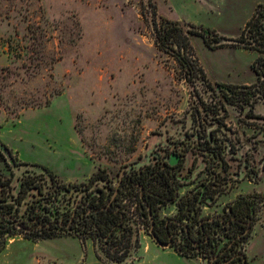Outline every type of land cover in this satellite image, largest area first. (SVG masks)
Wrapping results in <instances>:
<instances>
[{"label": "rangeland", "instance_id": "1", "mask_svg": "<svg viewBox=\"0 0 264 264\" xmlns=\"http://www.w3.org/2000/svg\"><path fill=\"white\" fill-rule=\"evenodd\" d=\"M223 10V0H0V142L11 153V160L0 158V174L13 176L5 189L8 200L16 199L23 171L40 174L44 164L77 183L104 169L116 185L123 170L167 161L177 147L189 149L182 152L185 159L178 169L179 195L194 193L210 177L205 169L209 159L203 158L208 152L201 148L211 130L232 145L225 147L230 151L225 154L227 172L220 161L214 163L220 176L208 180L213 188L223 187L218 184L224 173L234 186L244 153L264 169L263 127L250 129L241 115L244 106L227 103L223 108L217 85L198 75L187 77L175 56L155 45L154 23L162 17L211 30ZM200 45L196 38L198 54ZM224 121L231 129L219 124ZM254 141L258 150L247 152ZM237 143L244 146L236 154ZM103 185L98 181L93 188ZM228 191L202 201L199 215L221 213L229 203ZM126 199L128 218L137 216L129 219L135 228L127 259L107 260L102 241L93 236L79 242L62 235L51 242L61 252V264H134L143 237L153 236L137 198ZM155 207L160 218L177 212L176 202ZM258 216L264 218V205ZM179 228L172 232L176 235ZM217 239L219 245L224 241L220 235ZM42 249L41 242L34 247ZM158 251L144 255L139 264H193Z\"/></svg>", "mask_w": 264, "mask_h": 264}, {"label": "trees", "instance_id": "2", "mask_svg": "<svg viewBox=\"0 0 264 264\" xmlns=\"http://www.w3.org/2000/svg\"><path fill=\"white\" fill-rule=\"evenodd\" d=\"M247 25L252 41H246L241 35L235 39L236 43L264 53V3L255 7ZM153 30L155 45L171 52L187 77L198 75L209 83L195 57L190 38L198 35L208 46L215 47L223 44L222 37L217 36L212 30L165 17H162L159 23H154ZM253 67L258 74L253 84L246 86L216 84L219 86L217 90L221 94L222 102L237 103L240 108L248 104L249 116L264 119L252 113L255 102L264 98V57H258ZM219 124L223 125V122ZM223 141L216 137L215 130H211L209 137L204 140L201 150L208 152L203 158L209 159V161L206 159L205 169L210 177L191 194L179 195L181 184L178 169L182 166L184 156L182 152H187L188 147L180 151L174 149L173 154L179 157L175 164H170L169 161L147 163L129 171L119 183L118 192L114 197L112 196L118 180L116 185H113L104 169L97 170L87 181L79 183L63 182L55 172L44 166H41L44 172L40 174L25 170L19 179L16 199H12L13 201L8 200L5 194V189L10 188L13 176L4 177L0 174V253L5 248L8 237L20 232L23 237L31 240L62 235H71L82 240L84 237L93 236L102 241L107 260L122 263L129 256L133 232L128 225V216L122 200L127 195H134L139 208L148 218L149 225L150 217L153 219L155 235L158 221L156 204L176 202L177 212L173 216L176 223L170 224L169 229L182 226L183 241L174 242L170 247L180 255L186 257L199 255L211 264H243L246 255L242 245L248 240L252 225L264 205V193H240L227 203L221 213L212 217L199 215L202 201L233 187V182L229 183V180L224 178L225 173L218 184L223 187L213 188L215 183L208 181L214 175V180L220 176L215 171L217 165H214L215 162H221L218 166L223 172L229 169V163L225 159L226 145ZM0 158L5 160L1 151ZM12 162L16 165L13 157ZM258 172V169H250L249 176L256 179ZM98 181L104 183L103 188L94 189L93 185ZM26 194L29 203L18 216V208H15V205L20 204ZM40 206L43 213L37 209ZM18 217L20 218L17 223ZM160 229L165 230V227L161 226ZM194 231L198 232V237L191 236ZM219 235L224 238L221 245L217 241Z\"/></svg>", "mask_w": 264, "mask_h": 264}, {"label": "crops", "instance_id": "3", "mask_svg": "<svg viewBox=\"0 0 264 264\" xmlns=\"http://www.w3.org/2000/svg\"><path fill=\"white\" fill-rule=\"evenodd\" d=\"M263 3L264 0H223V17L216 26L214 23H210L209 29L223 39H237L241 36L244 26L251 19L255 7ZM176 21L188 23L179 19H176ZM196 38H198V40L200 39L201 42L199 54L193 46ZM221 42L223 44L210 47L198 35H193L190 38L195 57L202 67L209 84L246 86L256 82L258 74L253 67V63L258 57H264V53L258 49L247 47L240 43L224 40H221ZM252 111L257 116H264V98L255 102ZM261 147H263L262 144H260V148ZM21 160L24 163H32L24 159ZM44 166L56 172L63 182H76L68 178L65 179V176L63 177L61 172L56 168L46 164H44ZM248 186L250 188L246 189ZM250 192L264 193V170L259 174L258 178L254 180L239 177L238 181L234 184L233 188L228 191L226 196L229 202H231L238 194ZM60 238L61 236H56L31 240L22 236L11 237L7 240L5 248L0 253V264H61V252L55 250L53 248L54 244L51 243L56 242ZM79 240L80 239H78V241ZM39 242L43 243L44 249L36 251L34 247L37 246ZM16 243L18 244L13 248L12 246ZM158 250L172 254L179 260L192 261L193 264H206L205 258L199 255L195 257L180 255L170 246L163 247L159 245L152 237H143L141 245L136 250L139 259H137L134 264L142 262L144 255L150 252L153 256L158 255ZM243 250L246 255L247 264H264L263 217L258 216L255 220L251 228L250 236L243 244Z\"/></svg>", "mask_w": 264, "mask_h": 264}, {"label": "built area", "instance_id": "4", "mask_svg": "<svg viewBox=\"0 0 264 264\" xmlns=\"http://www.w3.org/2000/svg\"><path fill=\"white\" fill-rule=\"evenodd\" d=\"M241 35H243V38L246 40V41H252L251 40V37H250V32H249V26L246 24L245 26H244V28H243V30H242V33H241ZM252 45V44H251ZM261 99H263V98H261ZM223 103V102H222ZM223 105V108H225L226 107V105H227V103L225 102V104L223 103L222 104ZM249 108H250V105H248V104H246V105H244V109H243V111H242V113H241V115L242 116H244L245 118V120H246V122H248V125H249V127H250V129H255L256 131L258 130L257 129V127L259 126L258 124H260V126L261 127H263V129H262V132H261V135H262V139H263V141L262 142H260V144H262L263 146H264V119H258V118H256V117H254V116H249L248 114H249ZM226 110H227V107H226ZM224 112H226V111H224ZM252 113H253V111H252ZM254 114V113H253ZM262 117H264V116H262ZM228 123H226L225 121L223 122V125H221L222 127H228V125H227ZM233 126H235V124L233 125ZM229 129H231L230 127H228ZM255 130H254V133H255ZM253 133V132H252ZM257 133V132H256ZM255 133V134H256ZM261 139V140H262ZM225 144H226V146H228V148H229V146H230V149H232V145H230L231 143L229 142L228 143V141L225 139L224 141H223ZM228 143V144H227ZM255 143H256V141H254L253 142V146H252V144L251 145H248V146H246V150H247V152H251L252 150H258V149H256V145H255ZM244 145L242 144H234V150H235V153L236 152H238L242 147H243ZM178 148V147H177ZM176 148V149H177ZM177 151H180L179 149H177ZM230 151H227V154L229 153ZM234 153V154H235ZM237 154V153H236ZM243 156V157H242ZM185 157V154H184V156H183V161H182V164H183V162H184V158ZM238 160H239V162H240V165H241V170H240V172H239V177H242V178H248V179H251V180H254L255 179V177H253V176H249V170L250 169H258V176H259V174L264 170V169H261L260 167H258V166H255L254 164H253V162H252V160L251 159H248V158H246V154L244 153V155H239V158H238ZM260 165H262V166H264V158L262 159V162H261V164ZM41 173H43V172H41ZM20 179V178H19ZM19 179H18V182H19ZM28 199V194H26L25 196H24V198L20 201V204H16L15 205V208L17 207L18 208V212H17V215L18 216H20L21 214H22V212H23V210L21 209V205H24V204H26V202L28 201L27 200ZM127 201V199H126V196L124 197V199L122 200V204H124L125 202ZM135 204H136V202H135ZM136 205H138V202H137V204ZM42 208V206H40L39 208H37L38 209V211H40V212H42L43 213V210L41 209ZM126 212H128L127 210H126ZM133 214V216H131V218L129 217L128 218V225H130V227H132L131 229L133 230L134 228H135V225L134 226H131V219L133 218V217H135V219H137V216L135 215V213H132ZM19 218L20 217H18L17 218V220H16V222L18 223V221H19ZM130 219V220H129ZM182 235H183V229L182 228H179L178 230H177V233H176V243H178V242H180V239L182 238ZM14 236H22L23 237V234L20 232V233H17L16 235H14ZM14 236H10V237H8V239L9 238H11V237H14ZM7 239V240H8ZM242 249H243V245H242Z\"/></svg>", "mask_w": 264, "mask_h": 264}, {"label": "water", "instance_id": "5", "mask_svg": "<svg viewBox=\"0 0 264 264\" xmlns=\"http://www.w3.org/2000/svg\"><path fill=\"white\" fill-rule=\"evenodd\" d=\"M224 41H232V42H236L235 39H223ZM222 40V41H223ZM219 86L217 85V88ZM0 151L4 154V156L8 159V160H11V153L8 149V147L6 145H4L3 143L0 142ZM178 160V157L176 155H172V157L169 159V162L170 164H175ZM121 182V175L119 176V179H118V182H117V187L113 193V196L114 197L117 192H118V185L119 183ZM149 209V207H148ZM151 215V211L149 210V217ZM153 226H154V221L153 219L150 217V227H149V233L153 236V238L155 239V241H157V243L163 247H169L171 246L172 242H171V239L169 238L168 241H161L158 239V237L154 234V230H153ZM186 234H188V232H186ZM246 262V258L244 257L243 258V264H245ZM207 264H211V262L207 263Z\"/></svg>", "mask_w": 264, "mask_h": 264}, {"label": "flooded vegetation", "instance_id": "6", "mask_svg": "<svg viewBox=\"0 0 264 264\" xmlns=\"http://www.w3.org/2000/svg\"><path fill=\"white\" fill-rule=\"evenodd\" d=\"M168 161L169 160H167L166 162H168ZM128 172H129V170H127V169L122 171L121 180L126 174H128ZM157 220L158 221L156 222V226H157V234H156V236L158 237V239L161 240V241H168V239L170 238L172 243L176 242V235L172 232V229H169L170 224L176 223L175 218L174 217H168V218H165V217L164 218H160V217H158ZM162 221H164V222H162ZM161 226H164L165 230L167 232H165V230H161L160 229ZM191 236L198 237V232L194 231L191 234ZM180 241H183V238H181Z\"/></svg>", "mask_w": 264, "mask_h": 264}]
</instances>
